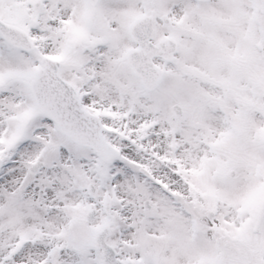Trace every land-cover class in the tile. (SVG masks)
Wrapping results in <instances>:
<instances>
[{
  "label": "snow or ice",
  "instance_id": "1",
  "mask_svg": "<svg viewBox=\"0 0 264 264\" xmlns=\"http://www.w3.org/2000/svg\"><path fill=\"white\" fill-rule=\"evenodd\" d=\"M0 264H264V0H0Z\"/></svg>",
  "mask_w": 264,
  "mask_h": 264
}]
</instances>
